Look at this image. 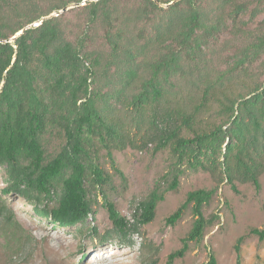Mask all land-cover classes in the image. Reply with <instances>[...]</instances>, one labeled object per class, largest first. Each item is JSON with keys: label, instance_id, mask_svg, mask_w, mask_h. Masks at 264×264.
Listing matches in <instances>:
<instances>
[{"label": "trees", "instance_id": "1", "mask_svg": "<svg viewBox=\"0 0 264 264\" xmlns=\"http://www.w3.org/2000/svg\"><path fill=\"white\" fill-rule=\"evenodd\" d=\"M83 1L87 22L101 29L102 52L83 53L54 17L27 28ZM88 1L0 0V166L6 167L8 177L4 192L30 191L54 202L47 212L52 222L71 227L93 214L91 188L109 178L97 163L94 142L109 154L150 145L155 152L168 148L177 168L207 173L213 184L188 192L165 219L166 225L175 224L189 206L195 217L183 246L169 254L171 263L184 255L188 242L203 238L213 221L203 217L202 208L223 184L236 192L238 184L260 191L264 64L254 65L264 57V24L254 29L237 24L248 11L252 18L262 13L264 0ZM222 35L228 38L219 43ZM225 45L229 50L222 56L216 47ZM251 68L257 76L249 74ZM96 77L115 82L114 102L106 95L100 99V92L91 88ZM48 126L62 129L65 138L50 160L40 139ZM179 175L177 171L165 190L154 188L137 204L133 218L138 225L153 220L165 193L177 189ZM103 201L114 230H128L114 203L105 196ZM248 235L262 241L264 228H251ZM246 236L237 239L236 264H241L240 243ZM208 264H216L213 256Z\"/></svg>", "mask_w": 264, "mask_h": 264}, {"label": "rangeland", "instance_id": "2", "mask_svg": "<svg viewBox=\"0 0 264 264\" xmlns=\"http://www.w3.org/2000/svg\"><path fill=\"white\" fill-rule=\"evenodd\" d=\"M13 2L16 4L18 0ZM86 3L70 4L64 7V11H53L27 28L37 27L42 21L54 17L66 29L68 40L80 47L83 53L102 52L105 46L101 29L93 28L81 10ZM251 15L248 11L241 16L237 26L242 22L246 24V29H254L264 24V9L254 18ZM13 38L8 42H13ZM227 38L228 35H222L217 41L223 43ZM247 40L244 39L245 43ZM221 46L216 48L224 56L229 46ZM261 64H264V57L254 66ZM103 65L104 62L95 67V71L100 72ZM85 67H89V64L86 63ZM249 74L253 77L258 75L254 68L249 69ZM113 84L114 81L107 84L102 77H96L91 88L100 92V99L106 95L114 102L112 96H116L118 87ZM128 104L129 100L124 101L125 109ZM40 139L46 160L55 156L65 144L62 129L55 126H48ZM93 150L97 152V163L109 178L102 186L91 188L93 214L71 227H60L52 222L47 212L54 202L30 191L6 194L7 171L5 166H0L2 264H60V261L62 264H208L210 256L215 258L216 264H236L235 245L243 235L247 236L240 243L241 264H264V239L259 241L257 236L248 235L251 228H264V174L260 177L259 192L252 184H238L237 192L228 184H223L202 208L203 217L213 221L205 229L203 238L188 242L184 255L169 263V254L183 246L182 240L190 231L195 217L189 206L175 224L166 225L165 219L184 201L188 192L212 188L210 176L202 171L177 168L168 148L155 152L154 146L150 145L145 150L127 148L109 154L100 148L98 142H94ZM177 171L180 173L177 189L165 193L150 223L138 225L133 218L137 204L145 200L154 188L165 190ZM103 196L114 203L118 213L128 221L129 229L124 233L114 230L103 206ZM57 242L61 244L59 260L58 253L50 250Z\"/></svg>", "mask_w": 264, "mask_h": 264}, {"label": "bare ground", "instance_id": "3", "mask_svg": "<svg viewBox=\"0 0 264 264\" xmlns=\"http://www.w3.org/2000/svg\"><path fill=\"white\" fill-rule=\"evenodd\" d=\"M1 244V243H0ZM49 249V248H48ZM1 250H2V246H0V252H1ZM50 250L52 251V252H56V253H58V260L61 258V256H60V250H61V244L59 243V242H57V243H55L53 246H51L50 247ZM0 264H2L1 262H0ZM60 264H62V261H60Z\"/></svg>", "mask_w": 264, "mask_h": 264}, {"label": "water", "instance_id": "4", "mask_svg": "<svg viewBox=\"0 0 264 264\" xmlns=\"http://www.w3.org/2000/svg\"><path fill=\"white\" fill-rule=\"evenodd\" d=\"M96 1H98V0H96ZM154 1H155V0H154ZM176 1H178V0H176ZM157 4H158V3H157ZM64 10H66V8H63V9H62V11H64ZM23 31H24V30H21V31L17 34V36L21 35V34L23 33ZM17 36H14L13 39H15Z\"/></svg>", "mask_w": 264, "mask_h": 264}]
</instances>
